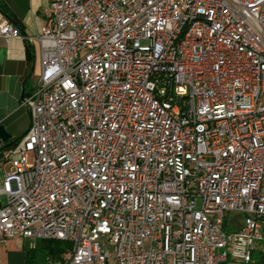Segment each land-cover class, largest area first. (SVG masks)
Wrapping results in <instances>:
<instances>
[{"label": "built area", "instance_id": "obj_1", "mask_svg": "<svg viewBox=\"0 0 264 264\" xmlns=\"http://www.w3.org/2000/svg\"><path fill=\"white\" fill-rule=\"evenodd\" d=\"M47 14L33 37L0 20L41 63L29 130L0 150V251L20 237L70 242L67 264L249 263L264 240V0H50Z\"/></svg>", "mask_w": 264, "mask_h": 264}, {"label": "crops", "instance_id": "obj_2", "mask_svg": "<svg viewBox=\"0 0 264 264\" xmlns=\"http://www.w3.org/2000/svg\"><path fill=\"white\" fill-rule=\"evenodd\" d=\"M50 0H0V20L12 21L26 36H36L46 21ZM41 73L40 47L37 41L0 38V126L11 135L3 147L15 143L30 127L31 112L24 98L34 89ZM11 165L0 158V184ZM1 176V175H0ZM43 239L10 238L0 251V264H67L46 254ZM233 264V263H231ZM235 264V263H234Z\"/></svg>", "mask_w": 264, "mask_h": 264}, {"label": "trees", "instance_id": "obj_3", "mask_svg": "<svg viewBox=\"0 0 264 264\" xmlns=\"http://www.w3.org/2000/svg\"><path fill=\"white\" fill-rule=\"evenodd\" d=\"M15 143L7 146L6 148L14 145ZM41 247L44 251H46L47 255L52 258L60 259L61 261H64L72 250V244L70 242L59 239H43V241H41ZM237 264H264V251L260 249V252H258L256 256L253 254V258L249 263L240 262Z\"/></svg>", "mask_w": 264, "mask_h": 264}, {"label": "rangeland", "instance_id": "obj_4", "mask_svg": "<svg viewBox=\"0 0 264 264\" xmlns=\"http://www.w3.org/2000/svg\"><path fill=\"white\" fill-rule=\"evenodd\" d=\"M0 177H2L4 175V171L2 170L0 172ZM243 218H244V214L243 213H240V212H237V211H231V212H228L227 213V217H226V222H227V228L229 229H235L236 227H231V223L232 221H234L235 219L238 221V223H242L243 222ZM238 226V225H237ZM256 250L254 252V255L256 256V254H258V252H260V249H262L264 251V240L262 241H259L257 242V245H256ZM233 264H237V263H240V262H232ZM224 264H231V263H224Z\"/></svg>", "mask_w": 264, "mask_h": 264}, {"label": "water", "instance_id": "obj_5", "mask_svg": "<svg viewBox=\"0 0 264 264\" xmlns=\"http://www.w3.org/2000/svg\"><path fill=\"white\" fill-rule=\"evenodd\" d=\"M11 135L5 130L3 126H0V145L2 142H7L10 139ZM5 147L2 148V150Z\"/></svg>", "mask_w": 264, "mask_h": 264}, {"label": "bare ground", "instance_id": "obj_6", "mask_svg": "<svg viewBox=\"0 0 264 264\" xmlns=\"http://www.w3.org/2000/svg\"><path fill=\"white\" fill-rule=\"evenodd\" d=\"M184 37H187V30H180V32H177V40H184Z\"/></svg>", "mask_w": 264, "mask_h": 264}]
</instances>
